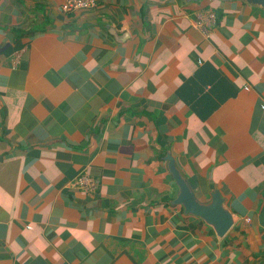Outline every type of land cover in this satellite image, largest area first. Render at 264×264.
Returning a JSON list of instances; mask_svg holds the SVG:
<instances>
[{
	"label": "crops",
	"instance_id": "1",
	"mask_svg": "<svg viewBox=\"0 0 264 264\" xmlns=\"http://www.w3.org/2000/svg\"><path fill=\"white\" fill-rule=\"evenodd\" d=\"M93 1L0 0V264H264V9Z\"/></svg>",
	"mask_w": 264,
	"mask_h": 264
},
{
	"label": "water",
	"instance_id": "2",
	"mask_svg": "<svg viewBox=\"0 0 264 264\" xmlns=\"http://www.w3.org/2000/svg\"><path fill=\"white\" fill-rule=\"evenodd\" d=\"M253 6L264 9V0H244ZM170 170L180 187V195L175 201L176 204L185 208L186 214L201 217L213 225L220 235H224L232 226L233 219L230 213L223 207L224 199L220 194L213 195L211 204H205L197 198L192 186L183 178L180 171L171 163Z\"/></svg>",
	"mask_w": 264,
	"mask_h": 264
},
{
	"label": "built area",
	"instance_id": "3",
	"mask_svg": "<svg viewBox=\"0 0 264 264\" xmlns=\"http://www.w3.org/2000/svg\"><path fill=\"white\" fill-rule=\"evenodd\" d=\"M94 7H96V2L93 0H65L62 8L65 13H70L78 10H89ZM215 23L216 15L213 12L200 15L196 22L206 36H209V30ZM73 186L85 192H94L98 188L97 181L87 173L78 176Z\"/></svg>",
	"mask_w": 264,
	"mask_h": 264
},
{
	"label": "clouds",
	"instance_id": "4",
	"mask_svg": "<svg viewBox=\"0 0 264 264\" xmlns=\"http://www.w3.org/2000/svg\"><path fill=\"white\" fill-rule=\"evenodd\" d=\"M214 13V12H213ZM215 14V13H214Z\"/></svg>",
	"mask_w": 264,
	"mask_h": 264
}]
</instances>
